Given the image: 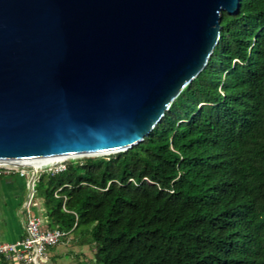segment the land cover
Here are the masks:
<instances>
[{
	"label": "trees",
	"instance_id": "16d2710c",
	"mask_svg": "<svg viewBox=\"0 0 264 264\" xmlns=\"http://www.w3.org/2000/svg\"><path fill=\"white\" fill-rule=\"evenodd\" d=\"M34 197L59 241L91 250L64 264H264V0L220 12L204 66L138 143L40 172Z\"/></svg>",
	"mask_w": 264,
	"mask_h": 264
},
{
	"label": "water",
	"instance_id": "95a60500",
	"mask_svg": "<svg viewBox=\"0 0 264 264\" xmlns=\"http://www.w3.org/2000/svg\"><path fill=\"white\" fill-rule=\"evenodd\" d=\"M237 0H0V160L123 151L204 66Z\"/></svg>",
	"mask_w": 264,
	"mask_h": 264
},
{
	"label": "built area",
	"instance_id": "2783aa9c",
	"mask_svg": "<svg viewBox=\"0 0 264 264\" xmlns=\"http://www.w3.org/2000/svg\"><path fill=\"white\" fill-rule=\"evenodd\" d=\"M31 158L17 160H0V176L17 175L24 178L28 188L27 198L23 203L24 233L15 241H0V255L18 263L41 264L40 260H48L47 249L57 243L67 232L50 229L42 217L32 211L34 185L40 172L47 170L55 173L65 168L66 160H50L34 164Z\"/></svg>",
	"mask_w": 264,
	"mask_h": 264
},
{
	"label": "crops",
	"instance_id": "0c3cea01",
	"mask_svg": "<svg viewBox=\"0 0 264 264\" xmlns=\"http://www.w3.org/2000/svg\"><path fill=\"white\" fill-rule=\"evenodd\" d=\"M27 194L28 188L24 178L17 175L0 176V241H15L22 237L24 233L22 210ZM31 208L33 212L39 214L35 205ZM55 256L56 261L59 254Z\"/></svg>",
	"mask_w": 264,
	"mask_h": 264
},
{
	"label": "rangeland",
	"instance_id": "374dc122",
	"mask_svg": "<svg viewBox=\"0 0 264 264\" xmlns=\"http://www.w3.org/2000/svg\"><path fill=\"white\" fill-rule=\"evenodd\" d=\"M111 153H114V152H111ZM98 155H107V154H98ZM86 156H94V155H86ZM32 205L33 206L35 205L37 212L40 214V216L43 219L42 206H41L40 199L37 197L32 198L31 206ZM71 236H72L71 234L68 235L67 241H58L57 243L52 245V247L49 250H47L49 259L46 261L40 260V263L41 264H64V263L70 262L74 258L73 253L64 254V253H67L69 250H71L72 252L82 251L83 253L87 254L88 257H91L92 253H91V250L89 249V246L87 244L80 245V244L72 243ZM53 254L55 255L62 254V255L56 258V261L53 262L51 260V255Z\"/></svg>",
	"mask_w": 264,
	"mask_h": 264
},
{
	"label": "bare ground",
	"instance_id": "6f19581e",
	"mask_svg": "<svg viewBox=\"0 0 264 264\" xmlns=\"http://www.w3.org/2000/svg\"><path fill=\"white\" fill-rule=\"evenodd\" d=\"M114 152L112 150L109 151H103L99 152L97 154H108ZM86 155H94V154H70V155H53V156H44V157H36V158H31L29 159L30 161L34 162V164H39V163H44L50 160H62V159H67V158H74V157H80V156H86Z\"/></svg>",
	"mask_w": 264,
	"mask_h": 264
}]
</instances>
